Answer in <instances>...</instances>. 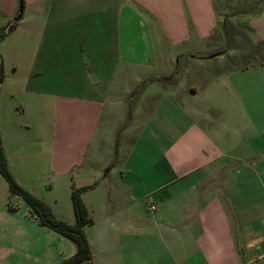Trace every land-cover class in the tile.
Segmentation results:
<instances>
[{"label": "crops", "instance_id": "0c3cea01", "mask_svg": "<svg viewBox=\"0 0 264 264\" xmlns=\"http://www.w3.org/2000/svg\"><path fill=\"white\" fill-rule=\"evenodd\" d=\"M17 2L0 0V23ZM225 2H55L28 34L32 55L23 90L36 107L32 118L43 120L44 104H55L53 146L46 147L51 167L66 175L77 165L86 180L93 167L101 174L87 189L97 191L96 199L84 200L90 211H113L109 226L123 236L130 264H264V61L178 87L160 77L183 49L175 48L176 60L174 48L159 53L151 46L193 43L188 56L205 57L201 45L225 19ZM252 7L253 34L264 41V0ZM109 23L111 34L104 33ZM108 37L114 48L101 51ZM130 39H146L148 47L132 48ZM110 59L117 61L112 68ZM132 67L136 72L127 74ZM118 72L132 80L116 85ZM135 87L134 111L129 95ZM19 108L27 112L26 105ZM2 140L9 166L24 183L4 131ZM0 185V229L54 230L39 224L26 200L12 204L19 195L2 179ZM34 243L50 249L42 238Z\"/></svg>", "mask_w": 264, "mask_h": 264}, {"label": "rangeland", "instance_id": "374dc122", "mask_svg": "<svg viewBox=\"0 0 264 264\" xmlns=\"http://www.w3.org/2000/svg\"><path fill=\"white\" fill-rule=\"evenodd\" d=\"M67 1L70 0H18L17 8L13 15L5 13L2 15L3 21L0 23V28L4 31L0 37V68L2 69L1 75L3 78L0 85V134L1 140L2 131L8 137L9 143L7 145L10 146L9 153L12 158V165L15 172L17 171L22 176L23 185L33 189L38 196L45 199L58 217L68 222H74L76 215L71 196L73 185L82 187L86 186L83 185L84 183L89 182L91 183L90 185H93L94 182L99 180L98 177L101 174L98 171L96 172L93 167L92 178H90V175L86 180L85 177L79 176L80 170L76 169L77 165H75L71 173L68 171L66 175L65 173L59 174V171L56 173L51 167L52 154L46 148L49 145L51 148L53 146L54 101L44 104V119L36 120L31 115L32 108L36 107L23 90V84H27L28 81V55H32L29 52L32 37H29L28 34L35 26H38L37 23L42 22L41 18L48 14V5L55 2L57 4L59 2L66 3ZM254 1L227 0L225 2V5L227 3L225 19L218 23L212 37L207 38L201 45V47L206 48L202 52L203 55H206L205 57L197 55L196 58H190L188 56L191 53L188 49L191 48L193 43L181 46L180 44L183 41L180 44L178 42L172 44L165 40L163 47H161L154 41H152L151 45L150 41V45L153 49L156 47L159 53H161L162 49L163 51L165 49L170 51L169 49L174 48V52H176L175 59L179 54V49H183L184 54L179 56L180 59H178L174 68L160 77V80L164 82L163 85L172 84L184 87L193 82L205 84L206 79H211L214 75L226 72L230 68H243L253 63L264 61V41L255 39L249 22L252 10L255 8L252 7ZM21 4H23L22 11ZM20 13L23 20L18 24L17 17ZM8 22L15 23V26L12 29L5 28ZM112 30L113 28L109 23L105 26L104 33L111 34ZM102 31L101 28L99 32ZM128 42L132 48L148 47V40L146 39H130ZM112 48H114L113 41L109 37L104 39L103 44L98 47L101 51ZM175 48L179 49L175 51ZM213 52H220L223 55L214 56L212 55ZM111 59L109 64L106 62L109 68L117 64V61ZM92 64L94 63H89L91 66ZM107 71L109 70L107 69ZM135 72L132 67L127 74L133 75ZM127 74L124 76V73H116L113 79L116 85L117 81H131L132 77H127ZM139 89L140 87L133 88L129 95L130 104L134 111L136 110L134 103H137L140 95ZM115 91L118 94L120 90L116 88ZM21 105L27 106L26 113H21L19 108ZM68 119L74 122L73 117ZM132 119L130 117L128 121ZM31 120H33L32 123L30 122ZM25 121L32 125L29 123L23 125L21 123ZM14 125L15 129H13ZM1 142L4 148L3 140ZM32 163L33 166H30ZM22 164H27V166H22ZM9 168L11 169L10 166ZM11 171L13 172L12 169ZM25 176H28V181L26 182L24 181ZM0 179L4 181V186L7 189L9 183L6 178L0 175ZM84 180L86 181L83 182ZM87 189L89 187L81 191V196L83 200L85 199L90 204L91 199H96L97 191L93 193L92 190L87 191ZM18 195V198L17 196L11 197L10 201L12 204H17L19 197L25 200L22 195ZM91 209L93 211H90V213L94 221L85 224L83 229L88 238L91 239L94 254L91 259L78 264H130L126 261L122 248L123 236L109 226L108 215L113 211H102V208L93 209V207ZM111 218L116 219L114 215H111ZM47 229L39 232L37 229L28 228L25 230L11 226L8 230L1 224L0 264H57L76 251L74 241L56 230ZM40 238L50 243L49 250L39 249L35 246L34 242ZM24 244L28 245L29 248Z\"/></svg>", "mask_w": 264, "mask_h": 264}, {"label": "trees", "instance_id": "16d2710c", "mask_svg": "<svg viewBox=\"0 0 264 264\" xmlns=\"http://www.w3.org/2000/svg\"><path fill=\"white\" fill-rule=\"evenodd\" d=\"M21 15L22 14L17 17L18 20L21 18ZM6 26H9V29H12L15 26V23H10ZM3 31L4 30L0 28V37L3 35ZM1 72L2 69L0 68V84L3 80ZM1 141L0 134V174H2L8 181L11 193L20 194L24 197L30 205L31 214L37 218L39 224L60 232L76 244V251L57 264H78L82 261L91 259L94 254L93 248L83 226L87 223H92L94 220L88 206L81 196V191L91 185L82 187H76L73 185L71 196L76 219L74 222H68L58 217L45 199L38 196L33 189L25 187L18 177L11 171ZM10 208L14 209L15 207L10 206Z\"/></svg>", "mask_w": 264, "mask_h": 264}, {"label": "water", "instance_id": "95a60500", "mask_svg": "<svg viewBox=\"0 0 264 264\" xmlns=\"http://www.w3.org/2000/svg\"><path fill=\"white\" fill-rule=\"evenodd\" d=\"M22 7H23V4H21V11H22ZM20 14H21V13H20ZM20 14H19V15H20ZM19 15H18V16H19Z\"/></svg>", "mask_w": 264, "mask_h": 264}, {"label": "built area", "instance_id": "2783aa9c", "mask_svg": "<svg viewBox=\"0 0 264 264\" xmlns=\"http://www.w3.org/2000/svg\"><path fill=\"white\" fill-rule=\"evenodd\" d=\"M152 207H154V205H152Z\"/></svg>", "mask_w": 264, "mask_h": 264}]
</instances>
